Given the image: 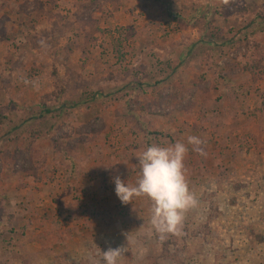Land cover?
I'll use <instances>...</instances> for the list:
<instances>
[{
    "label": "rangeland",
    "instance_id": "374dc122",
    "mask_svg": "<svg viewBox=\"0 0 264 264\" xmlns=\"http://www.w3.org/2000/svg\"><path fill=\"white\" fill-rule=\"evenodd\" d=\"M122 1L0 0V264H103L109 248H121L118 264H264V70L253 67L264 0H174L169 21L151 13L159 0ZM164 28L213 46L210 75L199 61L191 76L198 97L146 83L159 77L147 73L163 64L160 39L139 31ZM233 73L239 104L215 92ZM211 81L212 92L200 93ZM52 109L59 115L49 121ZM67 119L76 128L63 130ZM49 123L80 149L77 186L61 168L49 177ZM177 142L188 149L196 204L175 232L161 233L153 201L122 203L113 178L135 186L137 157Z\"/></svg>",
    "mask_w": 264,
    "mask_h": 264
},
{
    "label": "crops",
    "instance_id": "0c3cea01",
    "mask_svg": "<svg viewBox=\"0 0 264 264\" xmlns=\"http://www.w3.org/2000/svg\"><path fill=\"white\" fill-rule=\"evenodd\" d=\"M129 1H136L135 3H137V5H143V4H150V2L155 3V0H125L122 1V3L124 4H129L131 2ZM157 3H160L157 5H152L151 7V13L157 15V19L159 20H167L169 21L170 19H168V17H171V13L174 11L170 5H172V3L174 2V0H156ZM225 1V0H223ZM173 6V5H172ZM190 9V8H189ZM210 9V8H209ZM127 10V9H126ZM199 10V8H198ZM128 11V10H127ZM193 15V14H192ZM192 19V17L190 18ZM154 30V29H153ZM181 30V29H179ZM139 32L144 33V37L148 38V39H152L154 41V44H156L159 39V43L154 47V51H157L160 53V59L161 62H163V64L159 67V68H154L152 69L154 66H151L149 69V74L147 77L150 78V74L154 73V75L157 73L159 75V77H156L155 80H146V83H148V85H151V83L153 84L154 81H163L164 85H160L159 87V91L160 93H175V94H189V96L191 97L192 95H196L198 97V93H199V81L195 76L196 71L194 70V67L196 65H198V62L200 61L201 65H205L204 66V71L206 73H210L212 72V68L211 65L214 59H211L210 55H214L213 52V46L211 44H202V45H198V41H178L177 39L182 37V34L185 33V31H182L183 33L181 34H173L171 35V37H167L168 34L170 33L169 30H167L164 28L163 30H159V32L157 33V31L155 32H146L144 30H140ZM146 33V34H145ZM209 33V30H206L205 32H202V35H207ZM152 34V36H151ZM196 32L194 35L190 36V37H195L196 36ZM201 35V36H202ZM215 35V34H214ZM157 36V38H156ZM174 40H173V39ZM184 39V38H183ZM160 45V47H159ZM217 53V52H216ZM203 54V55H202ZM185 60V61H183ZM181 64L185 65L186 64V68L183 72V70L180 68V66H182ZM196 64V65H195ZM154 65V64H153ZM146 67V66H145ZM142 68V67H141ZM174 70L176 69V71L173 73L174 74V78H169V70ZM163 70L167 71L165 77H161L162 74L161 71L163 72ZM239 71V69L237 70V72ZM187 72H189V80L184 78V74H186ZM193 76V79H191V76ZM169 78V80H168ZM238 78L235 76V74L233 73V76H230L228 79V82L226 85H223L222 88L220 87L219 91H215L216 93H219L218 95L223 96L224 101H229V100H236V104H239L240 101L233 98L234 97H238L239 95L237 94L238 91L236 89H234V84L233 82L236 81ZM206 87L204 89V92H200V93H211L213 90V81L211 82H205L204 84ZM161 86H165V87H161ZM66 100V98H60L58 101L59 102H64ZM67 101V100H66ZM50 111V109H49ZM54 110L52 109L51 113L49 112V121L52 119L51 116L53 115H59L58 112L54 113ZM63 115V114H62ZM78 119V118H77ZM76 119V120H77ZM64 129L63 130H70L73 128H76V125L74 123H72V120H65L64 124ZM52 126L54 128H52ZM56 127H59L58 125L55 126L54 124L49 123V177L51 179H54L53 175L55 169H60L61 168V173H66L67 174V178L72 181L70 182V186H77L79 180L83 179L84 176L82 175L83 172V165L81 164V159H83V156L80 154L79 150L77 147H72L73 145H69L70 147H68V143L64 140H59L57 139V136L52 135V133L54 134V132H56L57 130L55 129ZM54 131V132H53ZM60 132V130L58 131V133ZM78 146V145H76ZM90 154V153H89ZM63 168V169H62ZM89 168L91 170H93V166L89 165ZM90 171V170H89ZM87 171V172H89ZM85 172V171H84ZM90 173L93 172H89L88 175V179L89 181H91L92 179H90L92 177V175ZM81 174V176H80ZM60 177V173L58 174ZM57 175V176H58ZM86 178V177H85ZM87 179V180H88ZM78 181V182H77ZM90 184L92 185V182H90ZM95 189V187H90L89 185H87V191L86 194L92 192L91 189ZM84 191V190H83Z\"/></svg>",
    "mask_w": 264,
    "mask_h": 264
},
{
    "label": "clouds",
    "instance_id": "9594fccd",
    "mask_svg": "<svg viewBox=\"0 0 264 264\" xmlns=\"http://www.w3.org/2000/svg\"><path fill=\"white\" fill-rule=\"evenodd\" d=\"M188 143L199 145L201 140L190 136ZM187 151L182 142L169 147L149 146L137 157L141 176L135 186L119 176L113 178L116 195L122 203H131L134 197L142 195L153 201L152 223L161 233L175 232L183 221L184 212L196 204L184 174ZM120 255L121 248L103 250V264H118Z\"/></svg>",
    "mask_w": 264,
    "mask_h": 264
},
{
    "label": "trees",
    "instance_id": "16d2710c",
    "mask_svg": "<svg viewBox=\"0 0 264 264\" xmlns=\"http://www.w3.org/2000/svg\"><path fill=\"white\" fill-rule=\"evenodd\" d=\"M254 47L263 51L262 53L260 51L259 55L257 56L258 61L253 62L254 70L258 69L262 73V71L264 70V68L261 67L264 64V45L255 44Z\"/></svg>",
    "mask_w": 264,
    "mask_h": 264
}]
</instances>
